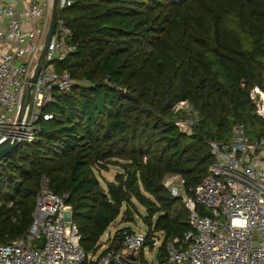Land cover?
Returning a JSON list of instances; mask_svg holds the SVG:
<instances>
[{"label": "trees", "instance_id": "trees-1", "mask_svg": "<svg viewBox=\"0 0 264 264\" xmlns=\"http://www.w3.org/2000/svg\"><path fill=\"white\" fill-rule=\"evenodd\" d=\"M67 2L59 18L75 50L57 69L75 86L54 93L36 140L0 162V243L29 232L45 179L71 207L87 254L120 218L133 225L137 215L149 234H164V261L167 244L189 229L165 180L181 176L193 195L210 174L211 142L230 141L239 124L253 139L264 135L250 96L264 92V0ZM184 102L198 115L187 135L178 123L189 118L175 109ZM111 166L121 173L103 187L97 173ZM134 233L118 229L109 249Z\"/></svg>", "mask_w": 264, "mask_h": 264}, {"label": "built area", "instance_id": "built-area-1", "mask_svg": "<svg viewBox=\"0 0 264 264\" xmlns=\"http://www.w3.org/2000/svg\"><path fill=\"white\" fill-rule=\"evenodd\" d=\"M20 2L0 0V144L16 139L22 146L36 140L40 120L53 118L43 111L54 93H67L75 86L67 71L57 69L75 48L68 43L71 29L58 18L20 121L22 101L49 29L52 0L31 1L24 15L18 9ZM69 5L67 0L60 2L61 9ZM250 96L256 115L264 120V92L255 88ZM184 105L189 104H178L176 111ZM210 144L214 162L193 195L185 192L179 175L164 182L189 213V229L167 244L164 261L158 259L162 232L127 235L120 250H110L109 242L101 254H87L80 246L71 207L65 205V197L52 194L43 179L32 227L24 237L0 243V264H145L148 250L157 251L155 264H264V135L253 139L239 124L230 141ZM200 207L209 215H201Z\"/></svg>", "mask_w": 264, "mask_h": 264}, {"label": "water", "instance_id": "water-1", "mask_svg": "<svg viewBox=\"0 0 264 264\" xmlns=\"http://www.w3.org/2000/svg\"><path fill=\"white\" fill-rule=\"evenodd\" d=\"M60 2L61 0H52V10H51L49 29L45 37L41 57L39 58V61L33 71V74L31 76V79L29 81V84L27 86V89H26V92H25V95L22 101L21 111H20V121H22L26 115L27 109L30 105L31 92L33 90V86L38 79V76L43 68V65L45 64L48 47L52 39V36L54 34L56 22L59 18L60 11L62 10L60 7ZM178 126L180 127V130L182 133L186 135L189 133L190 125L187 122H179ZM20 147L21 145L16 139H9L3 142L2 144H0V162L6 159L12 153L16 152ZM43 246H44V241H42V243L40 244L41 248Z\"/></svg>", "mask_w": 264, "mask_h": 264}, {"label": "rangeland", "instance_id": "rangeland-1", "mask_svg": "<svg viewBox=\"0 0 264 264\" xmlns=\"http://www.w3.org/2000/svg\"><path fill=\"white\" fill-rule=\"evenodd\" d=\"M184 107L180 109L179 111H185L186 115L188 116V120H185L189 122L190 126L193 125L195 118H197V113L193 111L192 107L190 105H184L181 106ZM121 173V170L118 167H110L108 172L102 171L101 173H97V176L103 185V187H106V184L108 182H114L115 177L117 174ZM171 177V176H170ZM136 204V209L138 210L139 214L144 216L146 215V210L140 206L136 201H134ZM135 218V223L133 225H128V224H122V221L124 220L123 218L119 219L115 224H113L107 233L103 236L100 244H101V250L98 254H101L107 247V244L110 242V238L117 232L118 229H122L124 227L130 226L135 233H145L147 231L146 225L143 223L142 217H138L137 215L134 216ZM162 240V236L160 237ZM156 253L157 251L151 252L148 250V252L145 254L146 261L149 264H155L157 263L156 260Z\"/></svg>", "mask_w": 264, "mask_h": 264}, {"label": "crops", "instance_id": "crops-1", "mask_svg": "<svg viewBox=\"0 0 264 264\" xmlns=\"http://www.w3.org/2000/svg\"><path fill=\"white\" fill-rule=\"evenodd\" d=\"M6 1H13V0H6ZM33 0H21V2L18 4V9L21 12V14H25L28 4Z\"/></svg>", "mask_w": 264, "mask_h": 264}]
</instances>
